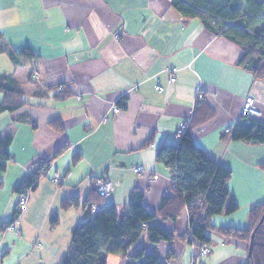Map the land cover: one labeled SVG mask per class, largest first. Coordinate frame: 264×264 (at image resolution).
I'll use <instances>...</instances> for the list:
<instances>
[{"label":"crops","instance_id":"crops-1","mask_svg":"<svg viewBox=\"0 0 264 264\" xmlns=\"http://www.w3.org/2000/svg\"><path fill=\"white\" fill-rule=\"evenodd\" d=\"M171 4L0 0V47L28 48L38 55L22 66L0 53V77H11V87L25 102L0 113V136L11 137L10 159L0 172V201L8 196L0 203V227L7 224L0 228V264H60L71 230L83 220L79 208L62 209V202L73 196L83 202L94 179L112 182L101 207L123 210L130 192L138 189L148 211L156 214L171 178L155 154L161 145L177 143L178 128L192 120L197 123L191 130L194 145L231 171L229 197L238 209L214 216L213 225L248 226V212L264 201V145L231 141L223 131L234 128L247 97L254 100L255 118L264 122V80L236 65L241 46L215 36L199 18L181 16ZM172 69L175 82L169 84ZM199 93L202 99L196 98ZM4 95L0 90V103ZM122 99L126 106L115 113ZM39 161L51 163L15 217V188ZM136 165L143 173L133 171ZM186 216L152 222L182 234ZM211 241L205 256L194 243L179 239L147 249L161 258L173 249L172 264L246 262L244 241L224 240L217 232Z\"/></svg>","mask_w":264,"mask_h":264},{"label":"trees","instance_id":"trees-1","mask_svg":"<svg viewBox=\"0 0 264 264\" xmlns=\"http://www.w3.org/2000/svg\"><path fill=\"white\" fill-rule=\"evenodd\" d=\"M171 5L181 16L199 18L215 36L229 38L241 46L242 55L236 65L256 79L264 80V0H172ZM2 52L12 63L22 66L38 58L28 48L16 52L5 45L0 47ZM10 80L9 76L0 77V90L5 91L0 113L15 111L25 103L11 87ZM125 102L122 99L116 105L123 109ZM185 124L187 128L179 135L178 142L161 145L155 154L156 162L168 170L171 178L170 191L162 195L156 214L148 211L143 193L138 189L130 192L123 213H118L114 205L101 207L106 196H100L95 190L83 202L77 196L62 202V209L79 208L83 220L71 230V240L60 264H107L108 254L130 259L131 264H172L177 259L173 249H168L161 258L147 246L161 242L172 244L174 239H179L194 243L199 251L205 245L208 247L211 235L217 232L224 240L244 241L248 248L250 235L256 227L251 255L243 264H264V220L259 224L264 214V201L248 212L246 229L216 228L212 223L214 216L230 215L238 209L235 200L229 197L227 183L231 171L194 145L191 130L197 123L192 120ZM230 140L264 145V122L255 117L240 118L231 130ZM10 141V136H0V172L5 170V162L10 159ZM50 163H35L32 174L18 184L15 192L34 191ZM260 168L264 172V163ZM184 212L187 229L182 234L152 222L156 218L162 222H177ZM19 213L17 207L15 217ZM141 241L144 245L134 249Z\"/></svg>","mask_w":264,"mask_h":264},{"label":"built area","instance_id":"built-area-1","mask_svg":"<svg viewBox=\"0 0 264 264\" xmlns=\"http://www.w3.org/2000/svg\"><path fill=\"white\" fill-rule=\"evenodd\" d=\"M177 70L176 69H172L171 73L169 74L167 81L169 84H173L175 82V72ZM155 89L159 92L162 91V87L160 85H156ZM197 99H202L203 95L202 94H198ZM241 112H240V118L242 117H246V118H252V117H256L257 115V110H255L254 107V100L251 99L250 97H247L246 100L243 102L242 106H241ZM113 111L115 113H118L120 111L118 106H115L113 108ZM187 128V124H182L178 130H177V135H182V133L186 130ZM231 128H226L223 132L226 134H231ZM133 171L136 173H143L144 168L140 165H136V167H133ZM92 189L95 190L100 196H107L108 194H110L112 191V182L108 179L105 178L104 180H94V183L92 185ZM18 201H17V207H18V211H22L26 208V203L28 200V191H24L18 194ZM200 253V255L205 256L208 253V247L205 245L204 247L200 248V250L198 251Z\"/></svg>","mask_w":264,"mask_h":264},{"label":"rangeland","instance_id":"rangeland-1","mask_svg":"<svg viewBox=\"0 0 264 264\" xmlns=\"http://www.w3.org/2000/svg\"><path fill=\"white\" fill-rule=\"evenodd\" d=\"M4 58V57H3ZM0 66H2V63H0ZM5 196L6 197H3L2 199H1V201H2V204L4 205V203L5 202H7V199H8V196L5 194ZM1 201H0V203H1ZM3 205H1V207H3ZM1 210L2 209H0V213H1ZM123 210H121V209H117V212L118 213H123L122 212ZM10 229H13L11 226H10V228H9V230ZM137 246V247H136ZM135 246V248L134 249H138V248H140V244H138V245H136ZM153 248H154V246H153ZM149 250H153V249H151V247H150V249ZM131 260L130 259H127V258H123V259H120V257L119 256H116V255H111V254H108V256H107V258H106V263L107 264H131Z\"/></svg>","mask_w":264,"mask_h":264},{"label":"water","instance_id":"water-1","mask_svg":"<svg viewBox=\"0 0 264 264\" xmlns=\"http://www.w3.org/2000/svg\"><path fill=\"white\" fill-rule=\"evenodd\" d=\"M262 218H261V220L259 221V224H261L262 223V221L264 220V214L261 216ZM258 224V225H259ZM257 225V226H258ZM257 231V227H256V229L251 233V235H250V242H249V244H248V248H247V250H248V253H247V256H249V255H251V252H252V244H253V241H254V239H253V237H254V234H255V232Z\"/></svg>","mask_w":264,"mask_h":264}]
</instances>
